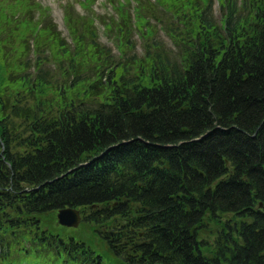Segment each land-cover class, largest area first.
Returning <instances> with one entry per match:
<instances>
[{
	"label": "trees",
	"instance_id": "trees-1",
	"mask_svg": "<svg viewBox=\"0 0 264 264\" xmlns=\"http://www.w3.org/2000/svg\"><path fill=\"white\" fill-rule=\"evenodd\" d=\"M115 1L102 6L116 12L105 30L117 54L82 38L93 72L76 47L103 20L94 0L61 3L72 43L47 4L0 0L7 61L20 49L0 56L12 72L0 75V264H264V0ZM28 40L52 53L55 78L45 57H22ZM65 207L107 254L41 228L40 214ZM205 217L221 224L211 253L197 240Z\"/></svg>",
	"mask_w": 264,
	"mask_h": 264
},
{
	"label": "rangeland",
	"instance_id": "rangeland-1",
	"mask_svg": "<svg viewBox=\"0 0 264 264\" xmlns=\"http://www.w3.org/2000/svg\"><path fill=\"white\" fill-rule=\"evenodd\" d=\"M46 3H49L51 5V12L52 15L54 17L55 20H57L59 18V16L61 15V10L58 7V0H42ZM101 0H96L95 4H94V9L96 10V12H100L102 14H104L103 20H107L106 22H102L100 21L98 18L95 19L92 23V30L90 33V29L89 31L83 33V35L80 37L81 38V45L78 44V46L76 47V50L79 49L80 50V61L83 63H94L92 71L94 72L95 70H97V72H99L100 70H102L101 66H100V62L98 59H92V55L85 49V43H84V39L85 36H89L92 33H94V35H98L96 37V41H98L99 44H101V47H104L105 50L107 48H109L111 50V54H117V49L116 46L114 45V40H115V35L117 33V31L115 30V28L110 29L109 31H106V24L110 23V17L115 15V11L114 9L109 6V8L103 9L102 6V2H100ZM116 2H113V4H115ZM124 3V2H123ZM161 4H163L165 7L167 6H172V9H177L179 11H185L186 8H182L183 6V2H160ZM106 5L108 6V4L106 3ZM135 5V3H132L130 5V7L133 9V6ZM215 10H218V3L215 2ZM33 15H37L38 12L36 10H33L32 13ZM131 16H133V10H131L130 12ZM129 14V16H130ZM96 16V15H95ZM133 19V17H132ZM131 20V19H130ZM154 22V21H152ZM59 23V21H58ZM131 24L133 25V21H131ZM131 25V28H133V26ZM66 29L65 27H59L58 31L61 33V35L64 37L66 36V39L69 43H72V39L71 37H69V35H67V32L64 30ZM134 30L131 33V40L135 43V46L133 47L132 50H134L135 54L138 56H142L143 55V49H142V44H141V40L138 36V31L136 30V28H133ZM67 30V29H66ZM104 32V33H103ZM152 40L157 41L158 43H164L166 45L167 48L171 49V52H176V46L173 45L172 40L170 38V36L165 32L162 31L160 29H155L153 37L151 38ZM31 40H28V44L31 46ZM34 43V42H33ZM75 43V41H74ZM77 43V42H76ZM20 46V45H19ZM3 46L0 45V56H2V58L4 59V63L5 64H10L13 63L14 59L16 57H18L20 49L19 47L15 49V57L14 59L8 60L5 58V52L2 50ZM44 49V48H43ZM4 50L9 52L8 54L10 56H12L13 54V43L11 41H9V43L7 45L4 46ZM26 55V57L30 60V62L34 65H36L37 60H38V56H43L45 57V64H43V68L45 70H47L54 78V72H53V68L56 67L57 65V61L56 59H54L52 53L49 51V49H44L42 52L40 49L36 48V45L33 44V46L29 47L27 50H23V54L22 57ZM56 57H59V55H54ZM100 59H103V55L101 53H99V57ZM2 69H0V75L3 76H7L8 74H11V71H2ZM105 70V69H103ZM119 70V69H118ZM116 71L117 74L119 73V71ZM30 73H34L36 72L35 68H30L29 69ZM59 86V85H58ZM58 86H56L55 88H58ZM49 88V87H47ZM45 88V89H47ZM42 95V93H40ZM231 217V214H222L220 216V219L222 221H224L225 219H228ZM39 220H40V226L42 229L52 233V234H59L60 236L64 237V238H68L69 236L75 238V239H80L83 243H85L87 246H89L90 248H94L98 253L101 254H107L109 251L107 250V246L106 243L104 241H102L96 233H94V224H89V223H84V222H80L76 227L72 228V227H67V226H61L57 223L56 221V212L54 211H49L46 213H42L39 216ZM221 228V224L217 223L215 220L213 219H209L208 217H205L204 219V225L199 228L196 232H197V240L199 242H204L206 243L209 247H206L208 252L211 253L213 247V240L218 232V230ZM36 263L34 264H50V262H42L40 260V258L36 257ZM104 264H112L111 260H107V258L104 255V260H103ZM15 264H30L26 261H18ZM114 264V263H113Z\"/></svg>",
	"mask_w": 264,
	"mask_h": 264
},
{
	"label": "water",
	"instance_id": "water-1",
	"mask_svg": "<svg viewBox=\"0 0 264 264\" xmlns=\"http://www.w3.org/2000/svg\"><path fill=\"white\" fill-rule=\"evenodd\" d=\"M262 205L261 203L259 204ZM59 224L67 227H76L81 221V215L77 208L65 207L58 209L56 213Z\"/></svg>",
	"mask_w": 264,
	"mask_h": 264
}]
</instances>
